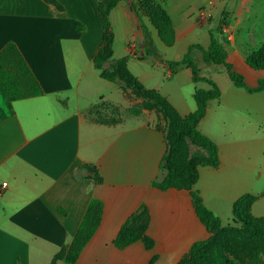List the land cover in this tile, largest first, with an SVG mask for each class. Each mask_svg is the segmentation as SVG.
<instances>
[{"label":"crops","instance_id":"0c3cea01","mask_svg":"<svg viewBox=\"0 0 264 264\" xmlns=\"http://www.w3.org/2000/svg\"><path fill=\"white\" fill-rule=\"evenodd\" d=\"M150 1L170 16L174 45L162 42L148 18L136 16V0H120L109 16L113 59L127 58L131 74L181 116L197 110V90L211 89L195 82L187 66L174 74L169 69L167 61L182 60L193 45L208 49L212 37L223 39L228 61L247 85L264 80V70L246 62L249 51L264 46V0ZM55 2L0 0V52L15 44L43 90L11 101L0 82V264H52L72 244L93 199L102 201L103 219L74 264H178L210 234L190 191L153 187L166 175L161 117L150 110L131 114L145 98L101 77L94 57L104 27L95 0ZM201 11L210 15L207 21ZM143 25L157 58L146 55ZM223 27L231 38L222 35ZM191 58L200 77L221 90L198 125L217 144L220 164L200 167L193 190L225 227L240 226L233 206L245 194L259 197L252 213L264 218V92L235 85L225 66L204 61L200 48ZM224 76L231 83L222 86ZM142 205L149 209L147 235L154 247L138 241L117 248L121 228Z\"/></svg>","mask_w":264,"mask_h":264},{"label":"trees","instance_id":"16d2710c","mask_svg":"<svg viewBox=\"0 0 264 264\" xmlns=\"http://www.w3.org/2000/svg\"><path fill=\"white\" fill-rule=\"evenodd\" d=\"M47 1L56 4L55 0ZM95 2L101 13L104 27L103 40L94 57L95 66L100 70L101 77L122 86L124 91L132 88L137 96L145 98L143 104L129 110L131 114L140 115L143 110H150L156 111L162 118L159 128L165 134L167 152L161 162V169L166 172V175L162 181H154L153 187L161 191L169 189L190 191L196 213L210 234L208 239L194 243L190 252L178 264H233L227 255V250L241 264H264V218L255 219L251 213V208L259 197L245 194L237 200L233 206V212L240 226L225 227L205 205L201 196L193 190L199 181L200 167H218L220 164L217 144L201 133L198 125L207 115L208 102L220 98L221 90L214 81L200 77L199 69L191 58V52L194 48H200L206 63L225 66L235 85L246 89L249 93L264 92V80H260L257 87L250 88L245 81V76L237 72L228 61V52L218 38L212 37L211 46L208 49L193 45L182 60L167 61L169 69L174 74L182 66H187L191 68L195 82L206 81L211 85V89L197 90L195 93L197 110L183 117L157 91L145 89L129 71L127 58L113 59L114 34L109 16L120 0H95ZM133 9L139 19L148 18L166 46L174 45L176 40L174 26L165 11L161 12L153 8L150 0H136ZM143 30L146 37V55L159 57L149 28L143 25ZM246 62L255 70H264V46L249 51ZM0 82L11 101L43 95L39 82L22 53L13 43L8 44L0 52ZM163 120L167 121H165L167 126L163 125ZM90 170L93 171V169ZM97 181L100 182L101 179L97 177ZM103 210L101 200H91L72 244L59 252L52 264H57L59 261L74 264L78 261L101 225ZM149 219V209L146 205H142L121 228L115 239V246L124 249L142 241L147 249H152L155 243L147 235Z\"/></svg>","mask_w":264,"mask_h":264},{"label":"rangeland","instance_id":"374dc122","mask_svg":"<svg viewBox=\"0 0 264 264\" xmlns=\"http://www.w3.org/2000/svg\"><path fill=\"white\" fill-rule=\"evenodd\" d=\"M143 32H144V30H143ZM219 82H220V84L222 85V86H224V82H226V83H231L230 81H229V79L226 77V76H224V77H219ZM161 121H162V118H161ZM166 120H163V125H165V126H167V121L165 122ZM251 213H252V208H251ZM252 216H253V218H255V219H257V217L252 213ZM227 250V249H226ZM227 255H228V257H229V259L231 260V262L233 263V264H241L240 262H239V260L237 259H235V257L233 256V255H231L230 254V252L227 250Z\"/></svg>","mask_w":264,"mask_h":264},{"label":"built area","instance_id":"2783aa9c","mask_svg":"<svg viewBox=\"0 0 264 264\" xmlns=\"http://www.w3.org/2000/svg\"><path fill=\"white\" fill-rule=\"evenodd\" d=\"M200 16H201V18H202L203 20H205V21H207V20L210 18V15H209L207 12H205V11H201V12H200ZM222 35H223V36H226L227 38H231L232 35H233V33L230 31L229 28H227V27H223V28H222ZM6 185H7V184L5 183L4 186H6Z\"/></svg>","mask_w":264,"mask_h":264},{"label":"water","instance_id":"95a60500","mask_svg":"<svg viewBox=\"0 0 264 264\" xmlns=\"http://www.w3.org/2000/svg\"><path fill=\"white\" fill-rule=\"evenodd\" d=\"M131 9L133 10V7ZM220 43L223 44V39H220Z\"/></svg>","mask_w":264,"mask_h":264}]
</instances>
